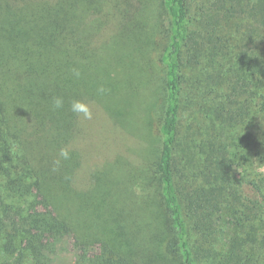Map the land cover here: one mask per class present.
Masks as SVG:
<instances>
[{
	"label": "trees",
	"instance_id": "1",
	"mask_svg": "<svg viewBox=\"0 0 264 264\" xmlns=\"http://www.w3.org/2000/svg\"><path fill=\"white\" fill-rule=\"evenodd\" d=\"M122 2L98 4L106 6L103 14L125 16L123 25L136 19L139 30L142 6ZM53 3L0 0V264H55L63 238L85 237L65 215L80 223L94 207L77 196L69 205L71 186L85 183L92 167L86 160L61 161L60 145L46 137L23 93L29 52L39 47L28 45L23 23L39 5L55 15ZM160 10L168 28L160 53L165 106L159 155L153 167L140 166L150 174L141 169L131 182L153 187L158 199L152 202L165 211L170 229L173 264H264V0H160ZM49 68L77 100L96 104L121 125L133 118L132 130L146 129L106 83L80 71L77 78L78 70L58 58ZM98 176H90L89 198L103 190ZM50 204L54 212L44 210ZM146 204L152 214L150 196ZM99 244L92 256L81 246L73 264H139L108 241Z\"/></svg>",
	"mask_w": 264,
	"mask_h": 264
},
{
	"label": "rangeland",
	"instance_id": "2",
	"mask_svg": "<svg viewBox=\"0 0 264 264\" xmlns=\"http://www.w3.org/2000/svg\"><path fill=\"white\" fill-rule=\"evenodd\" d=\"M53 1L58 13H45L46 8L39 5L38 14L28 12L29 18L23 23V27H28L25 34V37L30 36L28 45L34 42L39 46L29 52L23 93L43 130L46 129V137L60 145L59 151L68 149L70 158L61 161L70 166L86 160L92 167L90 173L94 177L99 175L104 185L102 191L94 192L97 195L94 198L87 196L92 188L90 173L84 176L85 183L78 185V180L70 185L69 205L75 206L72 199L77 196L94 207L80 223L72 220L73 216L65 215L71 217V225L78 226L85 237L78 239L71 234L63 238L57 245L55 264H73L75 255L81 253V246L86 247L89 256L99 253L100 239L108 241L113 250L135 257L139 264H173L172 256L167 254L171 233L165 211L152 202L158 199L152 186L143 187L144 184L136 180L131 182L130 178L141 169L150 174L151 171L144 167H153L159 155V128L165 106L160 53L168 28V18L160 10V0H123L122 3L131 2L135 8L142 6L138 16L139 30L134 28L136 19L123 25L125 16L120 21L117 12L103 14L101 10L106 6L102 8L98 4L101 0ZM139 31L143 34L141 43ZM57 58L75 67L92 82H103L104 86L113 88L118 99L133 108L131 114L138 117L137 122L146 129L143 132L140 127V130H132L133 118H127V123L121 125L122 122H115L96 104H88L93 113L91 120L74 114L70 106L77 100L76 95L49 68L51 61ZM55 97L63 99L62 108L54 109ZM106 106L111 110L117 108L115 102ZM53 166L55 169L56 165ZM125 179H128L127 184ZM105 194L111 195V203ZM101 196L102 202L97 206L95 203ZM149 196L153 215L148 213L146 204ZM45 207L44 210L51 212L56 209L54 204ZM98 208L102 211L97 216L95 210Z\"/></svg>",
	"mask_w": 264,
	"mask_h": 264
},
{
	"label": "clouds",
	"instance_id": "3",
	"mask_svg": "<svg viewBox=\"0 0 264 264\" xmlns=\"http://www.w3.org/2000/svg\"><path fill=\"white\" fill-rule=\"evenodd\" d=\"M74 75L78 78L80 73L79 71L74 70ZM103 91V89H100ZM63 99L61 97H55L53 101L54 109H60L63 107ZM71 111L76 114L78 117H82L84 120H91L93 118V113L88 104L81 100H74L71 103ZM59 156L64 160H68L70 158V154L67 148H61L59 151ZM60 160H56L55 164L59 165ZM55 170V169H54Z\"/></svg>",
	"mask_w": 264,
	"mask_h": 264
}]
</instances>
